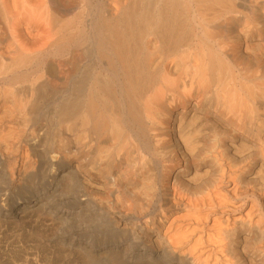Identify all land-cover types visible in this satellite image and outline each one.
I'll return each instance as SVG.
<instances>
[{"label":"bare ground","instance_id":"6f19581e","mask_svg":"<svg viewBox=\"0 0 264 264\" xmlns=\"http://www.w3.org/2000/svg\"><path fill=\"white\" fill-rule=\"evenodd\" d=\"M0 264H264V0H0Z\"/></svg>","mask_w":264,"mask_h":264}]
</instances>
